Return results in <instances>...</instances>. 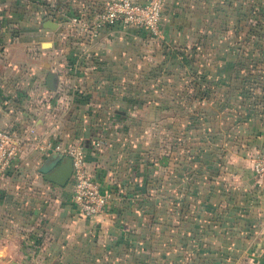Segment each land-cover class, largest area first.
<instances>
[{"label": "crops", "instance_id": "crops-1", "mask_svg": "<svg viewBox=\"0 0 264 264\" xmlns=\"http://www.w3.org/2000/svg\"><path fill=\"white\" fill-rule=\"evenodd\" d=\"M46 1L49 12L71 13L102 0ZM252 1L258 0H163L157 35L175 46L232 44L214 31L231 29L233 13ZM29 2L0 0V95L6 98L0 99V127L21 133L28 142L18 153L20 166L0 174V264H264V172L255 174L250 168L252 152L245 157L232 152L230 144L219 152L213 125L205 124L202 142L193 134L188 147L178 143L177 148L159 152L163 159L155 174L148 153L134 148L136 137L130 136L134 120L129 115L125 121L115 116L114 120L99 118L94 126L95 112L101 106L94 98L99 88L95 79L119 74L113 71L119 70L124 52L128 63L136 62V35H121L114 26L99 29L94 36L97 54L79 60L81 70L66 74L71 85L88 94L89 104L66 102L67 98L54 95L62 76L56 51L68 49L56 33L61 26L75 27L49 15L42 17L44 5L30 6ZM21 3V9H32L26 20L20 19L19 14L26 11L17 8ZM45 20L57 25L45 27ZM15 27L33 34L5 43L11 40L6 30ZM75 56L70 61H76ZM222 57L220 62L234 60L230 54ZM95 61L101 63L98 70ZM48 71L53 73L48 81L51 86L46 82ZM209 73L202 70V75ZM203 102L210 103L208 99ZM150 103L154 110L153 102L147 106ZM257 129V134L247 135L264 141V125ZM172 137L176 142L183 139L182 134ZM35 140L41 146L52 141L62 147L69 143L83 147L86 169L100 190L112 191L100 213L82 216L77 212L69 196L70 178L63 186L43 178L38 166L52 152L60 151L44 152ZM127 143L131 145L124 147ZM167 152H176L175 162L168 160ZM249 175H255L252 186ZM231 185L242 196H232ZM157 200L166 209L175 206L174 215H159L163 221L159 231L154 223L157 213H153ZM23 254L30 255L29 259L22 258Z\"/></svg>", "mask_w": 264, "mask_h": 264}, {"label": "rangeland", "instance_id": "rangeland-1", "mask_svg": "<svg viewBox=\"0 0 264 264\" xmlns=\"http://www.w3.org/2000/svg\"><path fill=\"white\" fill-rule=\"evenodd\" d=\"M28 4L29 3L25 5ZM30 6H24V9H21L23 3L17 6L20 11L26 10L25 13L21 12L19 14L21 20H26L31 17L32 9ZM11 16L13 17V15ZM62 16H64V14H62ZM241 22L244 23V20ZM127 29L128 28H120V34H128L131 38H133L132 35H136L135 44L133 42L136 49V62L128 63L127 52H124L121 57L122 61L120 60L118 63L120 66L119 70L113 71L119 74H114V77L109 76L108 78L110 79H95V81H97L96 85H98L99 88L97 92L94 93V96H97L94 98H98L101 101V106L99 107L100 111L95 112L98 119L94 120V126L95 123L98 125L100 119L105 120V117L107 119L109 116H115V110H123L126 115H129L130 118L134 120L130 123V136L136 137L134 148L136 151L141 150L142 152L148 153V159L151 158L150 163L153 168L156 169L155 174H158V170L162 163L161 159H163V157H160L159 152L177 148L178 143L181 148L185 146L188 147L191 144L193 134H198L201 137L199 141L202 142V135L206 130L204 129L205 124L213 125L212 130L215 133L214 137L216 139V144L219 145L217 148L219 152L224 148V144H226V147H229L228 144H230L232 152H241L245 157L248 155V152L264 149V141L257 137L251 139L247 135L246 125L254 120L253 117L248 114V110L245 113L240 106L236 107L239 108V110L231 108V105H235L241 98V96L238 98L236 94L228 95V91L230 90L231 92V89L235 90L239 82L237 77H231V75H229V72L233 73V60L231 62H220L223 58V54H230L234 59L236 58L234 54L238 55L239 49L232 47V45L237 39L246 44V42L242 40V36L232 37L233 34L231 29L217 30L214 31V35L217 33L218 35H223L226 37V41L232 44L225 45V43H220L191 47L165 44L159 39L157 33H151L145 29H136V32H129L130 30L126 31ZM6 31H8L11 40L5 43L11 42L16 36L24 38L33 34L31 30L23 27H15ZM67 31V29H63L61 26L58 28L56 34L61 37L63 34H66ZM154 42H157L155 47L149 49L147 45L153 44ZM36 43L33 44L35 45L33 47L39 51L41 48L38 47ZM252 44H254V42ZM246 45H244L243 48L246 50L245 52L248 53L246 55L247 58L253 56H258L261 59L264 58V55H259L255 50L248 52L247 49L251 48L252 45ZM94 46V42H91L81 48L87 50L88 47ZM124 47L125 44L123 46L122 43L121 49ZM30 48L31 47H29V50ZM20 49L21 47L19 51ZM254 49H256V47H254ZM213 56H216L214 57L216 58L215 60L212 59ZM245 60L248 61V59H244L243 61ZM259 65L264 66V61L259 63ZM204 69L211 74L202 75V70ZM251 73H256L254 79L257 83L264 82L263 71L252 70ZM259 73L262 75L259 76ZM249 79L251 80L252 78L246 79L245 82H248ZM197 87L200 88V90H206L208 94L206 97L202 98L199 103L197 101V96L190 99L193 93H197ZM254 90L256 92H261L260 89ZM225 91L226 93H224ZM129 93H132V95H128ZM207 99L210 103L212 102L211 105L208 102H203ZM147 102H153L155 104L154 110L152 107L153 104L150 103L151 105L147 106ZM191 109H195L193 115L196 113L199 114L198 121L196 122L193 121L196 118H189ZM233 111H237L238 113L241 112L240 117ZM244 113L245 115L242 117L241 115ZM246 116L249 117V120L245 119ZM234 118H237L236 121ZM259 118H262V116ZM257 122V124H259V121ZM258 126H262L263 128L261 124ZM107 129L111 130L109 127ZM178 134H182L183 139L176 142L175 137L172 136ZM97 142L99 145L101 144V142ZM94 144L96 145V143ZM130 145L131 143H127L124 147H129ZM167 153L171 156L168 160L175 162L177 159L176 152ZM250 155L251 154H249V157ZM249 177H251L249 180L252 182L250 185L252 186L255 175H249ZM158 191L159 189L157 188V194L160 193ZM232 193V196H235V198L242 196L234 186ZM158 197L159 196H155L156 199ZM163 212L174 215L175 208L174 206L168 205V209H166V207L164 205L161 206L157 200V206L153 213L154 215L157 213L154 223L157 224L156 230L158 231L160 224L163 223L159 215ZM25 242L30 243V240L27 239ZM22 243L24 246L26 245L23 241ZM28 256L30 257V255L23 254L22 258L29 259ZM105 256H107V254H105Z\"/></svg>", "mask_w": 264, "mask_h": 264}, {"label": "trees", "instance_id": "trees-1", "mask_svg": "<svg viewBox=\"0 0 264 264\" xmlns=\"http://www.w3.org/2000/svg\"><path fill=\"white\" fill-rule=\"evenodd\" d=\"M33 1V2H32ZM81 1V0H80ZM137 1V0H136ZM105 2V0L100 1L97 5L92 6V5H85V9H75L71 13H67L65 10H57L58 8L55 7V10L57 11H48L46 10V0H30V5L31 6H37V5H44V11L41 16H47L51 19H54L56 21H63L65 18L62 16L61 12L67 13V14H76L82 19L89 18L91 15L97 12L98 9L102 6V4ZM82 3V1H81ZM38 7V6H37ZM54 10V9H53ZM234 16V17H233ZM233 20L232 22V34L234 36H242V40L246 42L247 45H252L251 48L247 49L248 52H252L255 50L259 55H264V0H258V1H252L247 4V6L241 7L240 11L237 13H233ZM220 17V16H219ZM244 20V23L241 21ZM110 27V26H108ZM114 27L122 28L119 25H115ZM128 29H144L141 26H134V27H127ZM122 35V34H121ZM62 41L61 45L62 47H68L67 51L60 52L59 50L56 51V53L61 55L58 59V62L62 66L61 71V77L59 79V84L57 86V90L54 91V95L57 97L62 98H67L65 101H70L74 100L76 102H84L89 99V96L84 90L71 85L69 82V77L67 75H72L76 71L81 70L80 65H83L79 62V60L82 59H92V56L96 55V48L94 49L90 48L87 50H83L81 47L90 44L91 42H94L96 39L94 36H91L88 31H79L76 28L70 29L68 28V31L66 34H63L61 36ZM83 39H85V42H83ZM254 42V44H252ZM243 42H240L239 39L235 40L232 47H236L239 49L238 55H235V59L233 60L232 67H233V73H231V77H237L239 82L237 83L235 90L231 89L228 91V95L230 96L231 94L235 95L240 98L238 102H236L235 105H231L232 109L239 110V108L236 107H241L242 110L246 113L248 110V114L253 117V121L249 122V124L246 125V130L247 133H255V130H258L257 127L259 124L264 125V98H263V93H264V82L262 83H257V81L254 79V75L256 73H251L252 70H259L264 72V66H260L259 63L264 61V58L261 59L258 56H253L250 58H247V54L244 50V45H246ZM246 45V46H247ZM79 46V47H78ZM192 47V46H191ZM256 47V49H254ZM72 49V51H70ZM59 51V52H58ZM62 53V54H61ZM71 55H76L75 60L70 61ZM81 55V56H80ZM245 55V56H242ZM80 56V57H79ZM244 59H248V61H243ZM187 60V59H185ZM58 63V64H59ZM84 63V62H83ZM59 64V65H60ZM100 62L95 61V67L94 68H101L100 67ZM84 67H86L84 65ZM253 68V69H252ZM98 70V68H97ZM63 72V74H62ZM67 74V75H66ZM261 76L262 74H258ZM252 78L251 80L245 82L246 79ZM198 88V87H197ZM241 88V89H239ZM254 89H260L261 92H256ZM234 92V93H233ZM226 93V91L224 92ZM128 95H132V93H129ZM208 94L206 90H200V88L197 89V93H193V96L190 97L192 99L194 96H197V101L198 103L200 100L204 97H206ZM124 97V96H123ZM0 99L6 101V98L4 96L0 95ZM135 99V96H134ZM86 105L89 104V100L85 103ZM259 106V107H258ZM189 113V118H196L194 122H196L199 118V114H194L195 109H191ZM237 116L240 117V113L237 111H233ZM232 113V114H234ZM241 115L242 117L245 115ZM114 115L116 118H119V120L125 121V118L127 119L128 115L121 110H115ZM262 118H259L261 117ZM114 116H110L108 120H114ZM256 117V118H254ZM235 121L237 118H234ZM247 120H249V117L246 116ZM257 119V120H255ZM263 119V120H262ZM259 121V124H257ZM109 123V122H108ZM263 123V124H262ZM264 151V150H260ZM10 171V170H7ZM90 174V173H89ZM154 180V184L157 182V178H152ZM156 185V184H155ZM100 189V188H99ZM102 191H107L111 193V190H105L103 189ZM175 208V206H174Z\"/></svg>", "mask_w": 264, "mask_h": 264}, {"label": "built area", "instance_id": "built-area-1", "mask_svg": "<svg viewBox=\"0 0 264 264\" xmlns=\"http://www.w3.org/2000/svg\"><path fill=\"white\" fill-rule=\"evenodd\" d=\"M162 4L163 0H105L100 9L89 18L82 19L76 14H64V21L67 26L88 31L91 36H95L101 28L115 25L123 28L141 26L148 32L157 33ZM31 131L32 129H29L30 133ZM26 143L27 138L21 133L0 127V174L20 166L18 153ZM43 143L41 146L36 141L35 146L44 152L60 151L71 158L69 196L77 212L82 216L100 213L106 206L110 193L100 190L97 181L86 169L83 147L74 143L64 147L52 141ZM95 143L99 145L97 141ZM250 168L255 174L264 172V151L255 150L251 153Z\"/></svg>", "mask_w": 264, "mask_h": 264}, {"label": "water", "instance_id": "water-1", "mask_svg": "<svg viewBox=\"0 0 264 264\" xmlns=\"http://www.w3.org/2000/svg\"><path fill=\"white\" fill-rule=\"evenodd\" d=\"M42 25L53 29L57 24L50 20H45ZM46 44V42H42V45L45 46ZM50 77H53V73L48 71L46 74V82L51 86L48 82ZM37 170L42 174L43 178L59 186H63L71 174V158L61 152H52L38 166Z\"/></svg>", "mask_w": 264, "mask_h": 264}]
</instances>
